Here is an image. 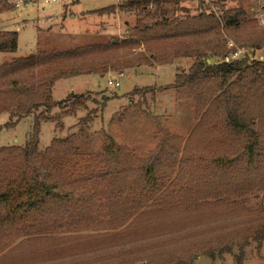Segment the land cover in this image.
Returning <instances> with one entry per match:
<instances>
[{
    "label": "rangeland",
    "instance_id": "rangeland-1",
    "mask_svg": "<svg viewBox=\"0 0 264 264\" xmlns=\"http://www.w3.org/2000/svg\"><path fill=\"white\" fill-rule=\"evenodd\" d=\"M14 1L0 0V7H9V11L0 14V24L5 30L17 32L16 54L22 57L35 53L43 41L51 45L44 48L45 57L39 66L17 72L0 69V89L8 88L12 82L31 86L40 78H53L51 99L61 105L60 109L52 108L49 115L54 117L62 110L77 108L74 114L59 120V126L55 121L40 123L39 151H44L53 139L70 137L83 157L95 155L102 152L108 137L138 160H146L164 140L174 154L167 156L164 166L156 167L155 183L153 179L140 186L132 183L127 188L120 184L117 188L107 177L99 180L97 172L103 165L93 168L94 164L89 163L96 178L86 181L85 191H91L90 196L97 195L90 197L87 217L55 224L49 220L38 224L28 217L0 227V264H145L149 256L157 260L174 256L188 259L191 264H264V242L257 248L247 236L248 245L242 251L239 244L252 227V218L264 208V190L257 183L258 173L236 172L232 195L223 193L221 185L227 176L213 163L221 157L222 146H209L201 134L194 132L202 112L193 98L179 96L175 89L162 90L174 83L176 74L187 73L193 59L181 57L169 65L141 62L139 66L126 67L144 50L141 44L132 42L134 37L128 29L133 26L143 28L160 23L163 18L178 21L209 13L222 24L224 12L236 9L264 31V0H177L176 4L162 6L156 14L141 17L131 13H94L128 0H60L50 4L44 0H24L26 5L19 9L12 6ZM70 5L73 13L83 11L76 15L81 16L79 24L68 18L72 15ZM63 9L68 34L61 23L53 21L46 29L49 18L57 14L60 17ZM149 10L153 12L154 8ZM37 27L46 29L43 35ZM77 32V37L69 35ZM221 34L228 42L227 50L238 53L236 60L264 63V46L252 49L244 41L235 43L231 31L221 28ZM175 42L187 45L189 40L164 39L150 44L164 51L172 49ZM93 45L99 48L70 54ZM230 54H209L205 63H221ZM8 56L0 53V64L9 63ZM82 62H98L113 68H108L104 75H59ZM109 79L118 81L120 86L107 85ZM42 112L44 108L39 107L9 129L4 126L8 114H0V147H25L31 138L34 117ZM259 125L264 130V119ZM226 149L232 155L238 152L239 144L226 143ZM80 168L84 174L83 163ZM123 176L118 175V180L126 182ZM245 178L250 180H240ZM121 188L122 197H108V191ZM142 188L157 191L140 195ZM201 190L207 191L206 196ZM202 247L211 248L213 258Z\"/></svg>",
    "mask_w": 264,
    "mask_h": 264
},
{
    "label": "trees",
    "instance_id": "trees-1",
    "mask_svg": "<svg viewBox=\"0 0 264 264\" xmlns=\"http://www.w3.org/2000/svg\"><path fill=\"white\" fill-rule=\"evenodd\" d=\"M176 3L177 0H128L116 6L95 10L94 13H112L117 10L122 14L131 13L141 17L156 14L162 10V6ZM149 7L154 8V11L149 10ZM7 11L9 7L3 4L0 7V14ZM165 13L164 11L163 14ZM221 28L232 32L231 37L235 43L244 41L252 49H261L264 46V31L255 21L245 18L241 10H226L222 24L212 13L187 16L178 21L163 18L160 23L155 22L143 28L133 26L128 29L129 34L134 37L132 42L141 44L144 50L138 52L136 58H133L126 67L133 68L142 64L141 62L169 65L181 57L193 59L188 72L176 74L174 83L162 90L175 89L179 96L184 94L185 97L193 98L198 111L202 112L194 132L201 134L207 145L222 146L223 152L219 157L221 159L217 158L213 163L214 167L222 170L224 176H227L221 185L223 193L232 195L231 188H236L235 179L237 180L233 175L238 171L246 175L257 172L259 176L257 183L261 184L264 190V130L259 125L264 119V63L241 59L230 63L206 64L205 60L209 54L222 56L235 52L234 49L227 50L228 42L222 36ZM182 38L189 40L187 45L175 42L172 49L164 51L154 49L150 44L152 41ZM17 47V32L0 30V53H15ZM96 48L99 47L85 46L70 54L84 53ZM147 53L149 56H146ZM44 55L38 52L35 55L17 58L0 65V69L12 72L32 69L42 64ZM108 68H113V65L106 67L98 62H82L60 71L59 75L91 73L104 75ZM51 81L53 78L50 80L40 78L31 86H21L12 82L8 88L0 89V114H8V121L4 125L8 129L14 127L23 117L33 114L39 107L44 108V113L34 117L31 138L25 147H0V227L14 221L26 220L28 217L38 224L47 220L54 224L64 220L71 223L72 220L86 218L91 208L90 197L97 195L95 193L90 196L91 191H85L86 181L92 182V179L96 178L89 169V163L94 164L93 168L103 165L101 171L97 172L99 180L107 177L117 184V188L119 184L127 188L132 183L139 186L143 182L149 183L154 179L156 167L164 166L168 161L167 156L174 154L170 152L171 146L164 140L146 160H138L108 137L104 139L102 152L95 155L83 157L70 137L53 139L44 151H39L40 123L55 121L59 126V120L74 114L73 110L77 109L62 110L54 117L49 115L52 108L60 109L61 105V102H53L51 99ZM234 141L239 144V150L229 155L226 143ZM165 149L169 152L163 154ZM81 163L84 164V174L80 173ZM122 174L127 183L118 180V175ZM155 181L156 179L153 183ZM92 189L93 187L90 188ZM141 190L140 195L157 191L145 188ZM108 192L109 198H120L124 191L121 188V191L117 189L116 192L114 190ZM206 193L207 191L204 192L205 196ZM251 224L247 235L239 243L241 251L248 245L247 236L256 243L257 248L264 242V208L252 218ZM202 248L207 256L213 258L211 248ZM241 256L242 253L240 259ZM147 258L145 264H191L188 259L183 260L174 256L166 260H157L150 256Z\"/></svg>",
    "mask_w": 264,
    "mask_h": 264
},
{
    "label": "crops",
    "instance_id": "crops-1",
    "mask_svg": "<svg viewBox=\"0 0 264 264\" xmlns=\"http://www.w3.org/2000/svg\"><path fill=\"white\" fill-rule=\"evenodd\" d=\"M66 4H63V6H65ZM117 4H115V6H116ZM71 7V5L70 6H68V9L72 12V9L70 8ZM258 11H260V10H258ZM85 12H87V11H85ZM118 13L119 15H122V13H119L117 10H115L114 11V13ZM263 12V11H262ZM61 14H60V17H62V20H60V17L58 16L59 14H57L56 16H52V17H50L49 19L50 20H48L47 22V24H46V29L48 28V24L49 23H51L52 21H53V23H56V24H58V23H61L62 25V30L64 31V32H67V30H65L64 29V27H65V20L67 19V17H66V19L64 18V15H63V13H64V9L62 10V12H60ZM80 13H83V11L82 12H78V13H73L72 12V15H70V16H68V18L69 19H72L73 21H75L76 22V24L78 23L79 24V19H81V16H76L77 14H80ZM113 13V12H112ZM258 12H256V14H257ZM255 14V15H256ZM68 20V19H67ZM38 28V31H40V33H42V35L44 34L43 32H45V30L46 29H44V30H41V28H39V27H37ZM0 30H3V31H8V30H5L2 26H1V24H0ZM66 34H68V32L66 33ZM69 35H73L74 37H77L78 36V32L77 33H69ZM73 37V39L75 40V38ZM65 41H66V39L65 38H63ZM68 40H69V38H68ZM39 44H40V42H39ZM38 44V45H39ZM43 45H41L40 47H38V49H37V51L35 52V53H32V54H29V55H35V54H37L38 52H44V51H46V50H44V48L46 47V46H49V45H51V43H49V42H46V41H43V43H42ZM61 44H63V43H61ZM59 46H60V44H59ZM3 54H8L9 56L6 58V60H9L10 62L12 61V60H14V59H17V58H24V57H27V56H29V55H27V56H22V57H20L18 54H16V52L15 53H3ZM6 60H4L5 62H6ZM3 61V62H4ZM0 65H2V63L0 64Z\"/></svg>",
    "mask_w": 264,
    "mask_h": 264
},
{
    "label": "built area",
    "instance_id": "built-area-1",
    "mask_svg": "<svg viewBox=\"0 0 264 264\" xmlns=\"http://www.w3.org/2000/svg\"><path fill=\"white\" fill-rule=\"evenodd\" d=\"M44 1H45V3L50 4V3L59 2L60 0H44ZM25 5L26 4H25L24 0H15L12 6L16 9H19V8L24 7ZM261 17H262L261 21H262V23H264V15H262ZM237 55H238V53L235 51L234 53L230 54L229 56H225L222 59V62L230 63L231 61L236 60ZM107 85H109L113 88H118L120 86L119 82L114 80V79L107 80Z\"/></svg>",
    "mask_w": 264,
    "mask_h": 264
}]
</instances>
